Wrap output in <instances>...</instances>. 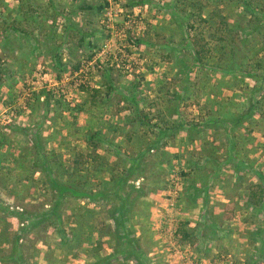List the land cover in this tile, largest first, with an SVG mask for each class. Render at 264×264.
<instances>
[{
    "label": "rangeland",
    "instance_id": "rangeland-1",
    "mask_svg": "<svg viewBox=\"0 0 264 264\" xmlns=\"http://www.w3.org/2000/svg\"><path fill=\"white\" fill-rule=\"evenodd\" d=\"M136 1H119L113 29L105 21V7L101 11L80 9L83 3L104 5V0H28L25 18L21 17V28L27 33L12 36L6 46L3 40L0 41V67L7 70V75L2 76L4 83L0 81V192L4 193L7 189V184H4L6 178L8 184H12L11 188L21 190V177L25 176V192H20L19 199L0 194V234L13 235L21 226L19 216L2 210L5 205L41 212L51 204V191L44 173L33 166L35 132H40L48 156L63 170H74L77 158L82 160L81 166L85 162L88 170L83 173L88 174L90 186L97 188L111 185V169L120 173L119 165L126 161L120 157L121 153L135 155L138 143L157 138L158 135H153L150 130L128 123L131 103L120 92H112L108 96L103 76L106 68H113L111 77L123 92L132 82L142 84L141 106H153L150 109L152 114H156L160 107L164 113H170L172 103L167 98L175 89L186 88L185 99L190 97L196 101L193 109L197 116L199 112L204 114L206 108L221 110L227 102L241 101L243 90L254 83L249 78L241 80L235 75L216 72L207 75L195 70L191 79L176 73L179 68L173 55L169 54L167 40L172 36L179 42L187 29L181 32L182 27L172 14L170 5L174 0ZM6 2L12 4V18H15L21 2ZM200 2L214 14L221 6L224 7L217 5L216 0ZM233 10L232 3L224 7L226 14L239 17ZM130 18L134 24L130 27L132 29H126L125 24ZM91 32L94 34L90 35ZM130 33L143 38V42L140 45L131 44ZM90 37H94L100 45L99 49L95 47L97 53L91 62L87 61ZM33 38L38 39L36 46ZM178 55L189 57L184 52ZM56 56H62L63 61L68 62L66 69L59 68ZM79 60L84 62L81 69L72 71V66ZM83 85L103 90L99 103L92 97L91 91L82 89ZM80 104L83 107L77 110ZM230 110L234 109L231 107ZM188 111L190 113V108ZM166 116L169 119L177 117L173 113ZM261 123L256 131L241 130L238 133L235 153L249 165L264 170V119ZM17 127H25L28 131L22 132ZM90 130L101 131L109 142L117 145L113 147L107 142H97L99 147L94 150L86 141ZM145 133L149 136L145 137ZM131 134L135 138L128 142L127 137ZM198 134L193 136L200 138ZM142 136L144 139H141ZM188 137V133L181 131L167 139L163 148L152 151L146 157L144 174H134L131 179L136 186L146 188V195L138 200L131 221L141 237L142 246L153 264H254L252 260L260 255L257 252L259 241L253 238L250 229L255 228L253 219L257 218L242 199L249 186L244 177L239 178L246 173L244 168L236 172L232 166L224 165L220 176H212L208 196L214 221L200 222L203 199L199 197L191 201L187 197V187L194 181L201 186L205 177L196 172L210 171L212 165L210 162L203 165L205 140L196 138L190 141ZM206 139L214 141L216 149L221 147L227 153L229 141L223 129L216 132L211 129ZM95 151L103 158L96 161L88 158L87 155L95 154ZM171 155L172 162L169 164L167 160ZM58 165L55 164V167L58 168ZM247 176L250 178V172ZM61 210L68 232L75 224L70 217L75 213L93 227L91 239L89 237L83 243L88 251L81 248L77 251L71 248L69 252L57 251L59 237L56 235V222L42 220L30 231L26 230L25 237L20 240L21 250L30 264H88L94 260L90 257L94 255L93 247L103 232L108 233L103 224L111 223L103 201L68 197ZM187 219L192 227L201 228L202 235L194 244L179 242L174 236L178 222ZM109 237L108 234L102 236V255L112 251L113 242ZM3 247L1 250L11 248L9 245ZM122 264L135 262L128 260ZM256 264H264V259Z\"/></svg>",
    "mask_w": 264,
    "mask_h": 264
},
{
    "label": "trees",
    "instance_id": "trees-1",
    "mask_svg": "<svg viewBox=\"0 0 264 264\" xmlns=\"http://www.w3.org/2000/svg\"><path fill=\"white\" fill-rule=\"evenodd\" d=\"M19 1L21 3L17 9V16L12 18L14 13L12 4L6 2V0H0V41L3 40L5 46L10 44L12 36H21L20 32H26L21 28L23 19L21 17L25 18V5L28 0ZM145 1L137 0L136 2L144 3ZM230 3L235 9L233 12H237L239 17L235 18L234 14L224 12V7ZM216 4L224 7L221 6V9L214 14L210 10H206V6L201 4L200 0H174L171 3L172 14L177 19L179 26L182 27L181 32H184V28L187 30L179 42L169 36L170 38L167 40L170 47L169 54L173 55L175 65L179 68L176 73L184 74L186 79H191V75L195 70L199 73L205 72L207 75L216 72L218 74L235 75L236 79L238 77H241V80L251 79L254 83L249 84L243 90V99L227 102L221 106V110H216L214 107L206 108L204 114L199 112L196 116L193 109L196 106V101L191 100L190 97L185 99L186 88H181L173 90L167 98V101L172 103L169 108L170 113H164V110L160 107L157 108L156 114H152L150 109L153 106H148L149 108L141 106L144 93L142 84L132 82L123 92L119 90V86L111 77L113 68H106L103 76L107 82L108 96H111L112 92H120L123 98L131 103V110L127 116L128 123L140 125L146 130H150L153 135H158L157 138L153 140L145 139L138 143L137 147L139 148L135 155H129L127 152L121 153L120 157L123 160L126 159L122 162V165H119L122 173L121 171L120 173H114L111 169L113 174L111 185L97 188L90 186L87 179L88 174L84 175L83 173L88 170L84 166L85 162L81 166L82 160L77 158L74 162V170H63L51 156H48L40 132H35L33 134L35 148L33 166L44 173L45 182L51 191V204L41 212L22 206L11 208V206L5 205L2 208L3 211L6 210L19 216L21 226L13 235L9 233L0 234V251H4L0 253V264H30L21 250L20 240L25 237L26 230L29 229L30 231L42 220L56 222L59 248L68 252L70 251L69 248L76 251L79 248L88 251V248L83 246L84 240L89 237L91 239L94 234V229L88 221L75 213L70 216L72 222L75 223L71 231L68 232L64 227V212L61 210V205L68 197L75 199L88 197L91 200H102L111 219L110 224H103V229L106 227L108 233L103 232L101 234V238L93 247L94 255L90 256L94 260L88 264H122V262L128 260L134 261L135 264H153L142 246L141 237L137 235L136 226L131 222L138 200L146 195V188L136 186L131 182V179H133L134 174L140 176L144 174L146 157L152 151L163 148L167 144V139L174 137L181 131L188 133V140L190 141L199 138L193 136L199 133V139L205 140L204 146L206 147L203 165L206 162H210L212 165L210 171L196 172V174L199 173L202 177H205L202 178L201 186H198L194 181L187 187V197H190L191 201H195L199 197L203 199L204 207L203 212L200 214V219H202L200 222L214 221L208 196L209 182L212 176H220L224 170V165L232 166L236 172L244 168V173H246L239 178L244 177V181H248L249 186L242 199L246 204V208L257 218L253 219L255 228L250 230L253 238L259 241L257 252L260 255L252 261L256 264L259 260L264 259V170L249 165L247 161L240 159L238 154L235 153L238 133L241 130L251 132L255 129L256 131L257 127L262 124L261 120L264 119V0H232V2L230 0H216ZM104 7L105 4L92 6L83 3L80 9L86 11L97 9L101 11ZM93 34L94 32L90 33V35ZM142 39L134 36L133 33L129 35L131 44L140 45L143 42ZM33 41L34 46H36L38 39L33 38ZM88 45L90 51L87 55V61L91 62L100 45L94 37L89 38ZM91 47L94 49L91 50ZM182 52L188 54L189 57L179 56L178 54H182ZM55 61L60 69H66L68 62L63 61L62 56H56ZM83 63L80 60L77 61L72 66V71H79ZM5 75H7V70L0 67V78ZM3 77L0 79L1 84L4 83ZM82 89L86 92L91 91L92 97L98 99V103L100 102L103 90L94 87L87 88L85 85L82 86ZM48 102L49 99L47 104ZM82 105L80 104L77 110H81ZM231 107L234 110H230ZM188 108H190V113ZM171 113L177 115V117L169 119L166 115ZM154 119L156 121H153ZM18 129L22 132L28 131L25 127ZM211 129L214 132L219 131V129L224 130L226 139L229 141L227 153L221 147V150L216 149L215 142L206 139L208 131ZM144 135L145 137L149 136L146 133ZM135 136L131 134L127 137V141H132ZM141 139H144L143 136ZM86 141L94 150L99 147L97 142H107L113 147L117 145L109 142V139L99 130L88 131ZM87 156L95 161L103 158L96 151L95 154L90 153ZM172 157L173 155L167 160L169 164L172 162ZM159 161L163 163L162 160ZM55 164L58 165V168L55 167ZM247 172H250V178L247 176ZM21 179L22 189L15 192L18 195L21 191L25 192V176ZM213 221L211 225L214 224ZM82 233H85L84 236H82ZM106 233L110 236L109 240L113 242L112 251L102 255V236L107 235ZM200 235H202L201 228L199 226L192 227L188 219L179 221L174 231L175 239L189 244H194ZM4 245H9L11 248L1 250L4 249Z\"/></svg>",
    "mask_w": 264,
    "mask_h": 264
},
{
    "label": "built area",
    "instance_id": "built-area-1",
    "mask_svg": "<svg viewBox=\"0 0 264 264\" xmlns=\"http://www.w3.org/2000/svg\"><path fill=\"white\" fill-rule=\"evenodd\" d=\"M120 0H104L105 8H106V23L107 26L114 29V21H115V15L117 14L118 9V3ZM135 21V20H134ZM133 20L130 18L126 22V29L132 27L134 23H132ZM132 29V28H130ZM124 30V29H123ZM93 61V60H92ZM13 208V207H11Z\"/></svg>",
    "mask_w": 264,
    "mask_h": 264
},
{
    "label": "crops",
    "instance_id": "crops-1",
    "mask_svg": "<svg viewBox=\"0 0 264 264\" xmlns=\"http://www.w3.org/2000/svg\"><path fill=\"white\" fill-rule=\"evenodd\" d=\"M26 130H28L27 128H26ZM72 170V169H71ZM8 179L6 178L5 179V183L4 184H7L6 186H7V189L6 190H4V193L6 194V195H8V196H10V198H12V199H14V200H17V199H19V195L17 194V193H15L16 191H20V189H13V188H11L12 187V184H8ZM7 182V183H6ZM10 183V182H9ZM11 186V187H10ZM19 187H21V185H18ZM4 193L3 192H0V194L1 195H4ZM57 251H59V252H61V251H64L63 249H57Z\"/></svg>",
    "mask_w": 264,
    "mask_h": 264
}]
</instances>
